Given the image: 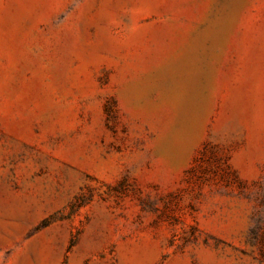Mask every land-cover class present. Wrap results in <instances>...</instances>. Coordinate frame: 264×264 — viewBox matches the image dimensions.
I'll use <instances>...</instances> for the list:
<instances>
[{
    "label": "rangeland",
    "instance_id": "obj_1",
    "mask_svg": "<svg viewBox=\"0 0 264 264\" xmlns=\"http://www.w3.org/2000/svg\"><path fill=\"white\" fill-rule=\"evenodd\" d=\"M0 264H264V0H0Z\"/></svg>",
    "mask_w": 264,
    "mask_h": 264
}]
</instances>
